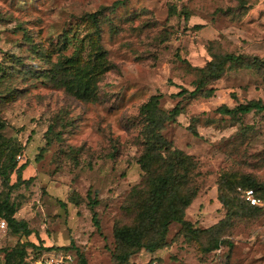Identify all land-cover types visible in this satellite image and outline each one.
Listing matches in <instances>:
<instances>
[{"label": "rangeland", "instance_id": "rangeland-1", "mask_svg": "<svg viewBox=\"0 0 264 264\" xmlns=\"http://www.w3.org/2000/svg\"><path fill=\"white\" fill-rule=\"evenodd\" d=\"M117 1L124 3L116 7ZM96 11L104 12L98 24L87 18ZM98 47L107 52L111 70L98 82L97 100L77 99L42 75L65 57L78 55L84 62ZM213 52L264 56V0H0L1 137L22 145L17 159L29 163L24 178L33 177L14 194L22 200L16 216L28 220L33 233L13 234L0 225V247L34 242L38 248L29 247L28 261L39 264L56 253L46 247L74 244L60 251L59 264H78L76 248L89 264H112L115 225L129 219L125 199L143 176L139 108L154 94L162 95L166 110L181 101L183 112L164 133L200 163V191L187 218L207 228L225 217L217 188L223 173L264 180V113L233 119L217 108L264 101V77L230 71L208 86L215 88L209 98L175 96L195 89L191 66H205ZM22 70L33 74L24 76ZM51 124L62 140L49 144ZM43 148V158L36 160ZM88 193L98 200L100 228ZM73 194L82 197L81 204L70 200ZM262 207L259 215L238 219L227 231L232 245L203 253L173 222L169 246L142 249L131 264H264Z\"/></svg>", "mask_w": 264, "mask_h": 264}, {"label": "trees", "instance_id": "trees-1", "mask_svg": "<svg viewBox=\"0 0 264 264\" xmlns=\"http://www.w3.org/2000/svg\"><path fill=\"white\" fill-rule=\"evenodd\" d=\"M124 1H117L122 4ZM116 5V7L118 6ZM173 12L176 8L173 7ZM103 11L88 13L87 18L99 23ZM188 17V16H187ZM203 25H196L197 29ZM189 66L188 61H184ZM197 78L196 87L193 90L182 89L175 96L209 98L214 95L215 88L208 87L214 81L222 78L227 72L237 70H249L261 74L264 77V56L253 55L246 52H213L212 59L205 66L192 67ZM111 70V64L107 52L98 47L94 49L87 60L82 62L78 55L65 57L59 60L46 73L42 74L50 78L57 86L67 89V93L77 99L92 101L99 98L98 82L102 75ZM25 75L33 74L24 70ZM41 75V76H42ZM188 95V96H187ZM161 94H154L139 108V116L143 123L141 135L143 152L138 163L143 171L142 180L132 187L125 199L124 210L130 215L124 223H118L114 228L116 248L113 253L112 264H131V257L146 249L155 252L168 247V233L173 222L181 224L180 233L190 241H196L203 253H210L222 246L232 245L226 238L236 220L253 218L261 213L262 205H253L246 199L247 189H253L256 196L264 200V180L258 179L249 173L229 171L223 173L218 180V199L226 209V215L218 222L207 228H200L187 218V210L197 198L200 186L196 180L200 174L198 160L186 153L183 149L174 146L173 142L165 135L164 130L170 122L177 121V117L183 112L184 106L179 101L172 109L161 107ZM221 115L240 118L249 113H264V101L262 99H250L239 103L234 107L222 104L217 108ZM5 123L0 120V178L2 190L0 191V221L7 222L10 233L21 234L29 237L33 233L30 223L26 219L16 216L22 205V200L14 196L22 185H28L33 177L24 178V171L28 167V161L19 163L17 155L22 150V145L16 144L1 137V130ZM51 124L48 129V143L53 140L61 141V132L54 130ZM196 136L199 132L190 126ZM46 148L36 157L43 158ZM16 181H13V176ZM97 195V194H96ZM89 205L93 210L95 225L100 228V222L94 207L98 203L96 197L92 198L88 193ZM70 200L75 204H81L82 197L73 194ZM196 226V227H195ZM29 247L38 248L31 241H18L13 247H0V254L4 259L0 264H30L28 261ZM74 244L69 246H50L47 250H54L60 256L62 249L71 250ZM78 252V264H89L84 252L76 248ZM157 263V261H156ZM159 264V262L157 263Z\"/></svg>", "mask_w": 264, "mask_h": 264}, {"label": "built area", "instance_id": "built-area-1", "mask_svg": "<svg viewBox=\"0 0 264 264\" xmlns=\"http://www.w3.org/2000/svg\"><path fill=\"white\" fill-rule=\"evenodd\" d=\"M245 196H246V199L248 201H250V203L253 205H263L264 204L263 201L256 196L253 189H247L245 192ZM6 224H7V222L5 220L0 221V225L2 228H4L6 226ZM66 256H67V258H71L70 253L67 254ZM61 257H63V254H61L60 256L53 254V255H50L44 259L39 260L38 262H39V264H59L60 261L62 262ZM147 264H156V262L151 260V261H148Z\"/></svg>", "mask_w": 264, "mask_h": 264}]
</instances>
